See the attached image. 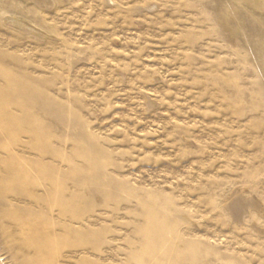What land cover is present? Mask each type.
<instances>
[{
	"label": "rangeland",
	"instance_id": "374dc122",
	"mask_svg": "<svg viewBox=\"0 0 264 264\" xmlns=\"http://www.w3.org/2000/svg\"><path fill=\"white\" fill-rule=\"evenodd\" d=\"M0 264H264V0H0Z\"/></svg>",
	"mask_w": 264,
	"mask_h": 264
},
{
	"label": "bare ground",
	"instance_id": "6f19581e",
	"mask_svg": "<svg viewBox=\"0 0 264 264\" xmlns=\"http://www.w3.org/2000/svg\"><path fill=\"white\" fill-rule=\"evenodd\" d=\"M14 24H16V25H18L19 26V24L18 23H16V22H14ZM30 241V240H29Z\"/></svg>",
	"mask_w": 264,
	"mask_h": 264
}]
</instances>
